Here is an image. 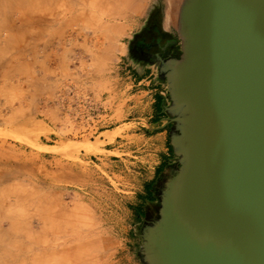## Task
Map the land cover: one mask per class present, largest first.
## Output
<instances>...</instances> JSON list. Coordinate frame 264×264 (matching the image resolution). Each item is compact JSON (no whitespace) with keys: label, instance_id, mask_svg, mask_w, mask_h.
<instances>
[{"label":"rangeland","instance_id":"obj_1","mask_svg":"<svg viewBox=\"0 0 264 264\" xmlns=\"http://www.w3.org/2000/svg\"><path fill=\"white\" fill-rule=\"evenodd\" d=\"M10 1L0 0V264H143L142 228L159 209L145 183L154 150L173 155V125L165 113L168 135L155 147L119 139L143 135L152 113L137 88L123 95L122 67L155 9L176 34L169 0ZM117 139L128 144L107 152Z\"/></svg>","mask_w":264,"mask_h":264},{"label":"water","instance_id":"obj_2","mask_svg":"<svg viewBox=\"0 0 264 264\" xmlns=\"http://www.w3.org/2000/svg\"><path fill=\"white\" fill-rule=\"evenodd\" d=\"M160 58L176 169L143 264H264V0H184Z\"/></svg>","mask_w":264,"mask_h":264},{"label":"crops","instance_id":"obj_3","mask_svg":"<svg viewBox=\"0 0 264 264\" xmlns=\"http://www.w3.org/2000/svg\"><path fill=\"white\" fill-rule=\"evenodd\" d=\"M156 68V70H155ZM122 71L127 76L124 80L128 82L126 84V89L123 93H125L131 88H137V97L141 99H147L149 101L148 104L152 105V113L149 118H147V123H144L142 128L145 129L143 135L140 134H128L126 136H122L119 139H127V137H134L138 140L137 147H145L149 142H153L152 146L155 147L157 142L164 143L165 138L168 135L169 126L165 121L167 120V115L165 114V107L168 103L167 101V93L168 89L165 86L164 81L160 77V71L158 72L157 65H148L141 63L140 61L133 62V60H127L126 63H123ZM167 84V83H166ZM169 105V104H168ZM132 124V123H126ZM173 130V129H172ZM171 130V131H172ZM170 131V133H171ZM156 141V142H155ZM115 143V144H114ZM118 139L113 142L111 145L114 146L112 150H106L107 152H113L120 149L123 146H126L128 143H123L120 145ZM170 148L172 149L171 145ZM157 151L160 155L157 154ZM168 151V150H167ZM173 155L168 152L161 150H154V157L160 156L159 162L156 163V167L154 168L153 176H151L148 180H146V198H150L153 192L154 180L157 176H170L171 168L177 164V158L174 155L173 149L171 150ZM166 168L164 171L163 169ZM177 168V167H176ZM162 176V177H163ZM169 178V177H168ZM160 203V199H159ZM160 209V204H159ZM142 217V216H141ZM143 218V217H142ZM141 219V218H140ZM143 244V242H142ZM142 248V245H141ZM140 248V251H141ZM141 259V257H140ZM142 261V260H141ZM143 263V262H142Z\"/></svg>","mask_w":264,"mask_h":264},{"label":"flooded vegetation","instance_id":"obj_4","mask_svg":"<svg viewBox=\"0 0 264 264\" xmlns=\"http://www.w3.org/2000/svg\"><path fill=\"white\" fill-rule=\"evenodd\" d=\"M160 14L159 9H155L154 12H152L148 24H146L142 31L136 34L130 45L131 56L134 60L148 65H157L158 72L160 71V58L165 61L179 59L182 53L181 41L177 30L174 36L171 35L170 31L163 26L161 21H159ZM175 169L176 165L171 168V172ZM168 177V175L163 176L161 183L159 184L160 186L153 190L152 195L148 201H146L148 205L160 204L159 197L161 190ZM158 217L159 209L152 217H148L149 221L145 222V224L150 223Z\"/></svg>","mask_w":264,"mask_h":264},{"label":"bare ground","instance_id":"obj_5","mask_svg":"<svg viewBox=\"0 0 264 264\" xmlns=\"http://www.w3.org/2000/svg\"><path fill=\"white\" fill-rule=\"evenodd\" d=\"M10 1V0H9ZM19 1V0H18ZM21 1H23V0H21ZM39 1H43L44 3H46L47 1L50 3V1H53V0H39ZM60 1V0H59ZM70 1V0H69ZM74 1V0H73ZM81 2V4H84V5H88L89 6V8L91 7H93V8H96V9H103V8H108V6H115V5H117V4H121V5H123V6H125L126 8H128V4L130 3V2H135L136 0H77V1H75V2ZM174 1V0H173ZM173 1H170L169 0V4H168V8H167V13H166V20H167V24H169V25H173V24H175V23H177L178 21H177V19H178V16H179V14H178V11H177V9L179 10V8H177L176 9V7H178L176 4H174V2ZM36 2V1H35ZM72 2V1H71ZM75 2H73V3H75ZM137 2V1H136ZM10 3H11V1H10ZM138 3V2H137ZM178 3V2H177ZM80 4V3H79ZM18 5V4H17ZM20 5V4H19ZM176 5V6H175ZM74 5H72V7H70V11L74 8L73 7ZM141 5H136L135 6V8L137 9V12H139L140 10H142V8L143 7H140ZM53 7V6H52ZM51 7V8H52ZM87 7V6H86ZM47 8V7H46ZM134 8V9H135ZM34 9V8H33ZM43 10V9H42ZM41 10V11H42ZM139 10V11H138ZM74 11V10H73ZM73 11H72V14H73ZM143 11V10H142ZM35 12V11H34ZM33 12V13H34ZM43 12V11H42ZM141 12V11H140ZM56 13V12H55ZM21 14H24V13H21ZM25 17H26V15H25ZM28 18V17H27ZM40 19V18H39ZM34 20V19H33ZM31 21V20H30ZM42 21H44V20H42ZM177 21V22H176ZM33 22V21H32ZM37 22H38V20H37ZM36 23V22H35ZM18 24V23H17ZM14 26V25H13ZM28 27V26H27ZM14 28L15 27H13V29L12 28H10V30H12V31H14ZM16 29V28H15ZM9 30V31H10ZM11 32V31H10ZM125 32V31H124ZM124 35V34H123ZM117 44V43H116ZM112 47H113V45H112ZM53 248V247H52ZM26 253V252H25ZM23 257V256H22ZM58 258V257H57ZM19 260V259H18Z\"/></svg>","mask_w":264,"mask_h":264},{"label":"trees","instance_id":"obj_6","mask_svg":"<svg viewBox=\"0 0 264 264\" xmlns=\"http://www.w3.org/2000/svg\"><path fill=\"white\" fill-rule=\"evenodd\" d=\"M172 150V149H171Z\"/></svg>","mask_w":264,"mask_h":264}]
</instances>
